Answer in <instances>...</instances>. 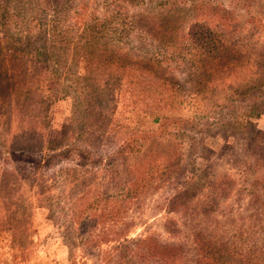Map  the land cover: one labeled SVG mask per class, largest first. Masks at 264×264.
<instances>
[{"label":"rangeland","instance_id":"rangeland-1","mask_svg":"<svg viewBox=\"0 0 264 264\" xmlns=\"http://www.w3.org/2000/svg\"><path fill=\"white\" fill-rule=\"evenodd\" d=\"M196 4L0 0V264H264L251 132L192 128L264 130V0Z\"/></svg>","mask_w":264,"mask_h":264},{"label":"trees","instance_id":"trees-1","mask_svg":"<svg viewBox=\"0 0 264 264\" xmlns=\"http://www.w3.org/2000/svg\"><path fill=\"white\" fill-rule=\"evenodd\" d=\"M174 3H180L183 5H186L188 3H190L191 0H173ZM211 0H206V2L201 1V0H197V4H196V11L199 10H203V9H208L209 8V3ZM232 3L234 0H231ZM233 7V6H232ZM247 26L249 25L250 28L252 29V31L254 33H263L264 32V27L261 23L256 22L255 18L251 17L249 15V13H246L244 16ZM89 33L92 34V31L89 30ZM255 35V34H254ZM198 43L196 44L197 47H202V46H206V45H211V44H219V42L217 40L215 41H211L209 39V42L207 40H204L203 38H197ZM215 51L216 49L218 50L216 53V55H218L219 53H221V51H219V46H214ZM214 51V52H215ZM50 53V52H49ZM247 85V84H246ZM249 93L248 95H252V101L249 103L250 108V113L252 115H262V111L264 108V79L261 78L259 80H255L253 82V85L249 86L247 85V89L244 92V94ZM233 100V106L235 104V98L232 99ZM255 115V116H256ZM171 118H173L174 116H170ZM236 116L234 114L227 116V114L222 115V123L220 124H211L209 126L199 123V124H195L194 126H192V128L196 127L199 130L198 131H194V135H201L204 136V134H209L211 132L216 131V133L221 130V128H231V126H235L238 125L240 127V129L246 134L248 132H251V138L249 137V140L246 144V153L244 154L245 159L241 162V172L243 173L244 179L245 181H256L255 183H260L261 186H264V130H261L259 128H257V126L250 121H242V122H237V119L235 118ZM176 118V117H175ZM242 132V133H243ZM165 130L163 129L161 132V135H164ZM243 133V135H245ZM148 137V134L145 133V135L143 136V138ZM194 136L190 137L189 140H191ZM137 138H140V136H138ZM142 139V137H141ZM130 145L131 142L127 144V147L130 149ZM25 151V150H24ZM126 151L127 148H122L119 149L117 151V154H119L120 156H117V158H121V156L123 155V159H122V163H126L127 159H126ZM64 152H59L56 155H48V157L45 159L46 162H48V166L53 165L55 162L54 160L56 158L62 159L64 157ZM183 194H178V198L175 199L176 202L181 203L182 202V198H183ZM185 202L182 203V205ZM143 243H146L147 240H143ZM142 242H140L139 244H141ZM138 244V245H139ZM127 247H121L119 248L120 250L123 249L125 251ZM169 248H173L171 246L168 247H161V246H154L151 247V251H150V256L152 258H157V259H161L163 261H168V258H176L175 254L172 253H168L167 251L169 250ZM176 249V247H174ZM128 249V248H127ZM118 250V249H117ZM162 257V258H159ZM124 259V258H123Z\"/></svg>","mask_w":264,"mask_h":264}]
</instances>
